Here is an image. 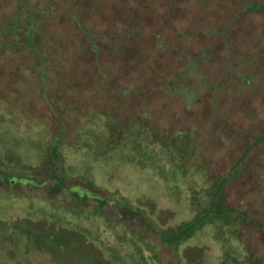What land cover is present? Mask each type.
<instances>
[{
    "label": "trees",
    "instance_id": "16d2710c",
    "mask_svg": "<svg viewBox=\"0 0 264 264\" xmlns=\"http://www.w3.org/2000/svg\"><path fill=\"white\" fill-rule=\"evenodd\" d=\"M0 136V235L22 252L202 264L208 229L219 264H264V0H0ZM118 157L153 198L97 180Z\"/></svg>",
    "mask_w": 264,
    "mask_h": 264
},
{
    "label": "rangeland",
    "instance_id": "374dc122",
    "mask_svg": "<svg viewBox=\"0 0 264 264\" xmlns=\"http://www.w3.org/2000/svg\"><path fill=\"white\" fill-rule=\"evenodd\" d=\"M82 64V63H81ZM82 66V65H81ZM87 64L84 66L86 67ZM89 66V65H88ZM90 68V67H89ZM98 68H95L93 70L94 72H96ZM33 77V76H32ZM86 80H83L87 85V87H91L93 86V82L91 80V78L89 76H85ZM10 78V77H8ZM26 80L25 82H20L19 84H15L13 82V78L11 77L10 79L12 80V83L15 84V88H19L21 86H28L30 80L32 83H35L34 80H36V78H30L29 75H27V77H25ZM20 81V78H18V82ZM27 83V84H26ZM72 95H74V93L70 92ZM95 91H84V97L86 98L87 102L91 101L93 98H97L96 95H94ZM196 92L193 90V92H191L188 95H185V99H186V103L189 106H192L194 103V98H191L192 95H195ZM89 99V100H88ZM99 99V98H97ZM89 107V106H88ZM87 107V109L89 110V108ZM76 118L78 119V116H76ZM3 137V135H2ZM0 136V142H2V144H6L9 143V141L7 139L2 140V138ZM9 137V136H8ZM13 137V136H11ZM129 142V140H126ZM11 142L14 143L15 139L12 138ZM1 148V146H0ZM16 149L14 148H9L3 145V147L0 149L1 153H9L11 151H14ZM17 151V150H16ZM117 151V152H114ZM113 152L115 154L117 153H121L122 152V147L121 145L117 146V148L115 150H113ZM78 156V157H77ZM67 158L68 161L70 163L75 164V160L76 158L78 159H85L86 161L89 160V157L86 153V156L83 155H78V153H75L74 150H69L68 154H67ZM84 161V162H86ZM126 161H129L128 158H123V157H118V161L116 164L112 163L113 166H111L108 171L109 172H103L100 169H97L99 166L95 165L94 169H97V175L96 178L97 180L104 182V183H110L109 186H111V189H116L118 190L121 194L131 198L133 197V194L137 191H142L141 193V197H148V198H153L154 195V190H157V181H158V177L154 175L153 171L148 167V168H142L140 166H138L136 163L134 162H129L127 164H124ZM124 162V163H123ZM78 163V162H77ZM93 169V167H92ZM105 173L107 175V178L105 177V175L103 174ZM103 176H101V175ZM104 178V179H100V178ZM5 195H7L6 193H4L3 191H0V199L3 198ZM3 196V197H2ZM159 199L160 202L163 203L161 197H157ZM175 200L178 199V197H172ZM172 198L170 199L169 197L167 198H163L164 200L167 199L168 202H172ZM142 199V198H141ZM113 203H110V207L111 210H113L115 212V206L112 205ZM14 214L10 212L9 217H4L1 215L0 213V220L2 221H6L8 223H12V220H14L13 218ZM113 220H117V219H113ZM161 222L164 224H169L171 220H168L166 218H161ZM174 222H176V220H174L172 222V224H174ZM205 234L203 235H199V236H195L192 239L189 240V244L194 245V244H198V243H202L200 245V247L205 249V255L203 257V261L202 264H219L220 262V255L222 252V246L220 245V243L217 241L215 235L216 232H212V230H206V232H204ZM4 235H0V264H41V262H43L44 264H56L53 262L52 257H48L46 255L43 254H38L35 251H33L31 254H27L25 252H22V250L16 248L13 244L7 243L4 241ZM35 252V253H34ZM65 264V263H63Z\"/></svg>",
    "mask_w": 264,
    "mask_h": 264
}]
</instances>
